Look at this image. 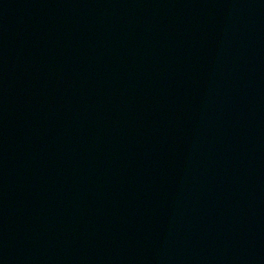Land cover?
I'll return each instance as SVG.
<instances>
[{"label": "water", "instance_id": "obj_1", "mask_svg": "<svg viewBox=\"0 0 264 264\" xmlns=\"http://www.w3.org/2000/svg\"><path fill=\"white\" fill-rule=\"evenodd\" d=\"M0 264H264V0H0Z\"/></svg>", "mask_w": 264, "mask_h": 264}]
</instances>
